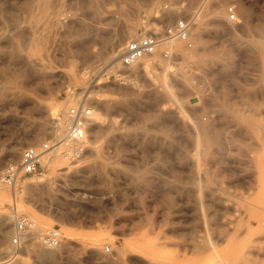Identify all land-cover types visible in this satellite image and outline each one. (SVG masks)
Masks as SVG:
<instances>
[{
  "label": "rangeland",
  "instance_id": "374dc122",
  "mask_svg": "<svg viewBox=\"0 0 264 264\" xmlns=\"http://www.w3.org/2000/svg\"><path fill=\"white\" fill-rule=\"evenodd\" d=\"M179 17L191 47L109 63ZM80 101L100 115L83 153L0 188V264H264V0H0V170ZM12 206L60 246L14 249Z\"/></svg>",
  "mask_w": 264,
  "mask_h": 264
},
{
  "label": "built area",
  "instance_id": "2783aa9c",
  "mask_svg": "<svg viewBox=\"0 0 264 264\" xmlns=\"http://www.w3.org/2000/svg\"><path fill=\"white\" fill-rule=\"evenodd\" d=\"M226 18L228 21L236 20V12L233 6H226ZM190 21L179 17L173 19L166 25H161L160 29L148 31L142 35L128 39L120 54V62L125 67H131L144 57L159 55L164 58H170L172 52L169 48H163L166 42L179 40L191 47L190 41ZM120 82L134 84L133 78L121 77ZM90 108L85 101L70 106L67 109V123L65 134L62 141L56 142L48 139L40 145H30L21 151L20 160L17 164L7 165L0 170V187L10 186L15 180L22 175H31L37 173L40 168L41 155L56 147L59 143L64 142L73 152H82V143L86 138V126L90 121ZM71 151V152H72ZM74 154V153H72ZM64 235L59 227L52 226L41 233L33 230L30 218L24 214H16L13 222V232L10 236V243L14 249L20 248L28 240L37 241L41 246L52 249L60 245ZM105 249L108 251V247Z\"/></svg>",
  "mask_w": 264,
  "mask_h": 264
},
{
  "label": "bare ground",
  "instance_id": "6f19581e",
  "mask_svg": "<svg viewBox=\"0 0 264 264\" xmlns=\"http://www.w3.org/2000/svg\"><path fill=\"white\" fill-rule=\"evenodd\" d=\"M197 13V12H196ZM153 25V24H152ZM148 22H146L145 24H144V27H147L148 28ZM150 27V26H149ZM197 36H198V34H197ZM121 37V36H120ZM199 38V37H198ZM117 43H115L113 46H111V48H110V52H109V57H108V60L110 61L109 63H113V66L112 67H114V66H116L117 65V62H116V59L119 57V55L121 54V52H122V50H123V47H122V42L119 40V41H116ZM175 42H181V41H179V40H174V41H170V42H166L165 44H164V47L165 48H169L170 50H171V52H172V47H173V45H174V43ZM184 47V46H183ZM181 50H179L178 49V52H180ZM178 54H180V53H178ZM182 55V54H181ZM180 55V56H181ZM187 55V54H186ZM145 58V57H144ZM192 58V57H191ZM143 59V58H142ZM169 60V59H168ZM140 61V60H139ZM119 63V62H118ZM145 63V62H144ZM150 63H148V62H146L145 63V69L148 67V65H149ZM168 67V66H167ZM167 69V68H166ZM147 73H148V70H147ZM166 79V78H165ZM168 91H171V90H168ZM173 94V93H172ZM172 96V95H171ZM56 106V105H55ZM55 108V107H54ZM54 110V109H53ZM59 110V108L58 107H56L55 108V112L56 111H58ZM90 121L88 122V126H89V124H90V126H92V130L93 131H95L94 133L96 134V133H98V131H99V129H100V127H97V125H95V123H97V121H98V118L100 117V115H99V113L98 112H96L95 110H93V109H90ZM56 119V118H55ZM54 119V120H55ZM100 119V118H99ZM53 123H55L54 125V127H53V129H54V133H55V137H57L58 136V138H60V137H62V134H63V132H64V130L66 129V123H67V118H65V120H62V119H59L58 117H57V119L53 122ZM194 124V123H193ZM88 126H86V132H88ZM199 128V127H198ZM252 128V127H251ZM39 132L41 131V132H43V131H45V130H47V129H45L44 127H42V126H40V127H38V129H37ZM51 130V129H50ZM53 132V131H52ZM36 133H37V131H36ZM44 133V132H43ZM38 135H39V133H37ZM37 134H36V137H38L37 136ZM94 134V135H95ZM40 135H41V133H40ZM35 136V135H34ZM36 137H34V138H36ZM33 139V138H32ZM56 139V138H55ZM35 140H37V139H35ZM208 140V139H207ZM60 141H62V139H60V140H58V141H56V142H60ZM199 141V140H198ZM206 143V142H205ZM89 144V142H88V139H87V136H86V138H85V140L83 141V143H82V152H78V153H76V152H73L72 150H70V151H72V153H74L75 155H80V154H82L83 153V151H84V149H85V147L87 146ZM62 145H65V146H67L68 147V145H66V143H64V142H61V143H59L56 147H54V148H52L51 150H48V151H46V152H44L42 155H41V157H40V163L42 162V165H44L45 164V162H47V160H46V156H49L48 154L49 153H51V152H53V153H56V152H58L59 150H60V148H62ZM91 145V144H90ZM69 148V147H68ZM52 153V155H54ZM18 154H19V152H18V149L17 148H15L14 149V147H13V151L11 150V153L9 154V161L10 162H12V163H15L16 162V160L18 159ZM56 157V156H55ZM56 159V158H55ZM51 160V159H50ZM198 163V162H197ZM45 166V165H44ZM18 179V178H17ZM16 179V180H17ZM16 180H15V182H16ZM15 182L12 184V185H10V186H12V188L14 187L13 185L15 184ZM263 185V184H262ZM10 186H2V187H0V188H7V187H10ZM264 186V185H263ZM1 196V195H0ZM11 211H12V214H13V216H14V219H15V215L16 214H21V213H18V211H17V209H15L13 206H12V208H11ZM12 214L11 213H3V215H2V218H1V221L2 222H4V221H8V220H10V218H12ZM28 216V215H27ZM29 217V216H28ZM30 218V217H29ZM30 220H31V218H30ZM5 222V223H6ZM31 222H32V225H33V230H34V227H35V224H34V221H32L31 220ZM4 223V224H5ZM35 231V230H34ZM37 241H34V240H32V239H30V240H28L27 242H25V244L24 245H26L27 243H36ZM38 243V242H37ZM61 244V243H60ZM24 245H22V246H24ZM21 246V247H22ZM60 246V245H59ZM59 246H57V247H59ZM56 248V247H55ZM54 249V248H53Z\"/></svg>",
  "mask_w": 264,
  "mask_h": 264
}]
</instances>
